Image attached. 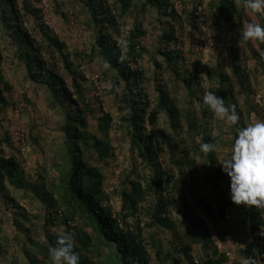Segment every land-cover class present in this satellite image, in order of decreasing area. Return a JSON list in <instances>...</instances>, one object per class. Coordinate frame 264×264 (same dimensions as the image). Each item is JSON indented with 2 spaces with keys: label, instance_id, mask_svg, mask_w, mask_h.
<instances>
[{
  "label": "trees",
  "instance_id": "16d2710c",
  "mask_svg": "<svg viewBox=\"0 0 264 264\" xmlns=\"http://www.w3.org/2000/svg\"><path fill=\"white\" fill-rule=\"evenodd\" d=\"M39 2V0H36ZM83 4L89 16L88 26L99 35L91 45L92 53L101 59L111 74V91L116 93L120 104L119 117L120 129L125 134L128 150L133 156L135 163L142 164L151 170L150 176L146 177L137 172V166L131 164V168L119 183L120 211L113 214L108 207L101 205L104 199L103 184L104 176L97 166H90L87 162L85 152L91 149L94 152L95 160L103 165H108L107 159L112 156V147L107 140L112 118L104 111L103 104H100L102 116L98 118V130L104 138H97L88 128V116L94 115L88 104H84L82 90L79 84L83 80L80 66L75 65L65 52L62 43L51 31L42 23L39 16V32L44 37L48 48L56 53L62 63L63 71L67 74L65 79L59 70L57 71L52 61L53 56L41 54L39 45L36 44L20 21L19 13L14 6L13 0H0V22L5 24V29L9 32L12 41L17 45V60L23 64L27 76L33 82L46 86L54 104L60 106L64 113L62 126L63 145L61 149L55 151L53 167L57 173L54 183L49 190H43L42 185L31 184L24 179L23 169L16 158L4 156L0 150V195L5 204L11 203L15 210L21 209L14 199L9 197L5 188L8 182L14 188H26L33 191V195L41 201L53 213L48 215H59L64 220L68 230H72L76 241L74 250L79 254V264H151V256L147 251V246L151 245L154 252L156 264H225L229 257L227 251L217 248L210 230L204 220L191 214L189 204L186 199V192L194 204L202 207L204 216L212 226L219 239L228 238L229 225L223 208L217 205V210L213 213V206L201 199L196 194V187L201 184L214 190L226 179V173L222 171L216 152L204 154L200 151L203 143L216 144V138L212 137L211 129L207 126V110L201 107L202 98L196 92L201 90L200 63L194 62L192 71L181 72L175 70L176 79L187 89L188 95L196 101L201 108L204 122L189 118L186 120V132L192 136L198 144L194 147L199 152L198 155L206 162L205 169L199 172L194 162L188 164V175H184V168L179 162L174 160V156H169L167 170L161 168L159 161L164 155L162 142L157 138L155 127L161 113H164L169 120L172 130L179 129L181 113L169 99L166 86L158 81L155 82L157 92V102L152 106V102L146 94L149 85L148 78L145 77L144 70L138 65L142 60L145 49L140 44L142 32L136 25L128 32V46L124 51L121 44L113 40L107 33L108 30L118 31V18L132 12L134 9L145 12L147 9H162V0H113L112 8L107 4V0H77ZM195 2V1H194ZM160 3V4H159ZM203 2L198 1L194 10L202 6ZM205 8L211 16V27L221 30L224 33L235 30L241 32L245 21L243 0H210ZM31 9H33L31 7ZM119 12V15L112 13V10ZM28 13L35 12L27 10ZM158 11V12H159ZM175 23L178 20L176 12L172 10L164 14ZM37 17V16H36ZM191 21V19H190ZM237 34V33H235ZM160 48L154 50L150 56L153 65L162 68L163 65L156 62L155 56H159L165 65L164 71H169L178 64L180 53L177 50L167 48L169 44L176 43L174 28H163L158 40ZM264 52V43H259ZM91 53V54H92ZM224 51L218 54L214 67L206 74L209 81H214L223 87L224 83L235 82L242 90H246L248 75L241 69L240 60L233 56L230 66V75L225 71ZM90 60L94 56H89ZM253 57L264 69V58L261 55L253 54ZM132 63V64H131ZM135 65V66H134ZM131 66H134L132 68ZM174 67V68H175ZM77 70V72H76ZM97 79V77H96ZM70 84V85H69ZM11 86L6 82L5 77L0 73V102L6 105L3 94L8 92ZM78 93L81 99V107L74 99L71 88ZM222 91V88H221ZM220 98L225 100V105H229V99L220 92ZM233 98V96H230ZM234 105V104H231ZM235 106V105H234ZM90 109V110H89ZM103 111V112H102ZM237 112L242 118L241 110ZM189 116V115H188ZM264 119V111H263ZM262 119V121H264ZM148 127V129H147ZM239 127H244L241 119ZM228 142L231 144V153L234 140L236 138V127L230 126L227 131ZM1 140V139H0ZM6 145L14 148L10 134H5L3 140ZM4 145L0 141V146ZM85 149V150H84ZM230 153V154H231ZM174 169L179 173L178 180L174 181ZM115 190V188H114ZM150 199V201H148ZM146 207L141 210V205ZM182 207L181 215L188 221L189 229L183 234L179 242L170 241V251L163 250L151 236L150 243L144 238L142 221L137 216L141 213L148 220L144 223L146 227L172 230V222L169 218L171 210ZM263 212L254 207L246 208L243 214L242 225L247 228L251 248L243 251L244 261L252 258L257 264L258 260L264 264V248L262 246L264 228ZM24 218V215L22 214ZM223 218L224 224L219 227V219ZM80 221L90 230V233L83 229L71 227L74 222ZM129 220H133L129 223ZM69 234V232L67 231ZM92 235L94 237H92ZM57 239L48 237L47 244L38 246L35 254L25 252L27 264H39L42 262L36 255H41L43 261L50 260L49 250L56 246ZM188 242V243H187ZM176 244V245H175ZM200 245L206 254L198 260L191 256V246ZM37 245V244H36ZM100 248L106 250L104 260L94 261L88 254L94 253ZM1 253V248H0ZM39 259V260H38Z\"/></svg>",
  "mask_w": 264,
  "mask_h": 264
},
{
  "label": "rangeland",
  "instance_id": "374dc122",
  "mask_svg": "<svg viewBox=\"0 0 264 264\" xmlns=\"http://www.w3.org/2000/svg\"><path fill=\"white\" fill-rule=\"evenodd\" d=\"M13 1L19 13L20 21L32 40L39 45L41 54L45 57H47V54L53 56L52 61L57 71L59 70L65 79L68 76L62 70L59 56L47 47L44 37L39 32L38 20L39 16L42 17L43 12H45L47 20L53 27V30H50L51 33L64 43L65 52L69 55L70 60L75 65L80 66L78 69L81 71L83 80H85L79 84L83 89L81 95L84 104H88L94 112V115L85 113V116H88L89 130L97 138H104V135L98 130L97 120L102 116L100 104H103L104 109L111 115L112 123L107 140L112 147L113 154L107 159L108 165L96 161L94 152L91 149L85 152V156L88 164L99 167L104 176V199L101 205L108 207L113 214H116L120 211L121 205L118 193L119 183L126 172L130 170L131 164L136 165L137 172L146 177L150 176L151 170L142 164L135 163L128 150L126 136L120 129L119 117L122 115L119 111L120 104L116 93L111 91V74L107 72V68L101 59L97 58V55L91 51V45L99 35L87 24L86 17L89 16V13L86 7L78 3L77 0ZM162 1L160 11L156 8L147 9L145 12L134 9L132 12L122 15L121 18L117 19L118 31L108 30L107 33L118 44H121V48L126 51L128 32L133 29L134 25L144 32L143 37L140 38V44L145 49V53L142 60L138 61V65L144 70L145 77L149 80V85L145 90L146 94L152 102V106H154L157 102V92L153 81H158L166 86L169 99L182 114L180 127L176 130H172L164 113L159 115L155 132L164 147V155L159 161V166L167 170L170 167L168 164L169 156L173 155L174 160L184 168V175H188V164L194 162L197 170L202 172L205 169L206 162L194 148L199 139L194 136L195 142H193L191 139L193 135L186 132V120L189 118L192 122L197 120L203 123L204 118L200 105L190 98L187 89L179 79H176L175 70L173 69L179 70L180 73L192 71V64L196 61L199 62L202 85L201 90L196 92L197 96L203 97L204 92L209 89V91L220 97V92L223 91V94L229 99L228 103L234 104L236 110H241V122L244 127L262 121L264 111V69L253 57V54L259 55L263 50L258 41H244L242 33L248 23L264 24V17L245 10V21L242 24L241 32L238 33L234 29L237 34L231 31L224 33L211 27V16L205 8L206 3L210 0ZM198 1H202L203 5L194 10V6ZM42 2H44V5ZM107 4L112 8L113 0H107ZM172 9L178 16L176 23L164 15ZM27 10H34L35 12L31 15ZM112 13L119 15V12L114 9ZM172 27L177 42L169 44L167 48L177 50L180 53V58L176 67L174 66L175 68L173 67L165 72V65L161 57L155 56V59L156 62L163 65V69L153 65L150 56L154 54V50L160 48L158 40L163 28L169 29ZM16 49L17 45L5 29V24L0 22V73L11 86V89L3 94L6 105L2 106L0 102V141L4 143L0 146V150L4 156H12L19 161L23 169L24 179L27 182L42 185L43 190H47V188L49 190L57 177L53 167V158L55 157V151L61 149L63 145L61 130L64 113L60 106L53 103L46 86L37 84L28 78L25 67L17 60ZM223 51L225 52V71L229 77H231L229 64L232 57L236 56L240 60L241 69L248 75L247 80L249 82L246 83V90L240 89L233 81L224 83L223 87H220L218 83L207 80L206 74L212 70L218 54ZM90 55L94 58L89 61ZM70 88L74 99L78 101L79 107H81V99H78V93L74 88ZM231 95L233 98L230 97ZM206 116L205 122H207L208 128L211 129L212 137L216 138L215 143L218 145L216 155L221 164L231 157V144L228 142L229 135L227 133L230 123L216 118L208 110ZM17 131L19 133V145L25 149L24 153H19L14 145V148H12L2 141L5 134L9 133L12 136ZM173 173L174 181L178 180L179 173L175 169ZM113 186L115 190L111 192ZM5 188L9 197L14 199L21 209L14 210L11 203L5 204L0 195V264H27L26 251L30 255V252L35 254L38 246L47 244L48 237L57 239L59 235L67 233V231L69 234L72 232V230L67 229L64 220L59 215H48V213H53V210L42 204L33 195L32 190H26L24 187L14 188L8 182H5ZM196 194L213 206V213L216 212L218 204L223 208L229 225L230 237L219 239V236L205 218L203 208L195 205L193 200L189 198L188 192H186L191 214L206 222L217 248L230 254L229 260L225 264H244L242 253L251 248L248 230L241 223L247 207L236 205L231 201L230 177L226 174L225 181L214 190L198 184ZM145 207L146 204H142L141 210ZM261 211L264 220V210ZM182 212L183 208L180 206L170 211L169 218L172 222V230L146 227L144 223H147L148 220L140 212L137 217L142 221L141 226L144 229L145 240L150 243L152 236L163 250L170 251V241L179 242L183 234L189 229L188 221L183 219ZM132 221L129 220V223L131 224ZM223 224L224 220L220 218L217 225L221 227ZM71 227L78 230L83 229L85 232L90 233V230L84 227L79 220L74 222ZM261 232L264 235V228ZM70 235L73 237L74 233ZM92 237L94 236L92 235ZM74 244H76L75 240ZM262 246L264 248V236ZM147 251L151 256V264H156L151 245L147 246ZM204 254L206 253L202 251L200 245L191 246V256L194 259L202 258ZM88 255L94 261L104 260L106 250L100 248ZM36 256L42 261L39 264H51V260L43 261L41 255ZM257 264L263 263L258 260Z\"/></svg>",
  "mask_w": 264,
  "mask_h": 264
},
{
  "label": "clouds",
  "instance_id": "9594fccd",
  "mask_svg": "<svg viewBox=\"0 0 264 264\" xmlns=\"http://www.w3.org/2000/svg\"><path fill=\"white\" fill-rule=\"evenodd\" d=\"M246 11L264 17V0H243ZM244 41L264 43V24L248 23L242 33ZM264 58V52L260 53ZM201 107L212 112L220 120H226L236 127V138L231 157L221 163L222 171L230 177V199L236 205L264 210V121L246 127H239L240 114L234 105H225V100L206 90ZM217 144L203 143L200 151L214 153ZM55 231V229H54ZM70 234L58 236L56 246L49 250L51 264H79V254ZM244 264H255L252 258Z\"/></svg>",
  "mask_w": 264,
  "mask_h": 264
},
{
  "label": "built area",
  "instance_id": "2783aa9c",
  "mask_svg": "<svg viewBox=\"0 0 264 264\" xmlns=\"http://www.w3.org/2000/svg\"><path fill=\"white\" fill-rule=\"evenodd\" d=\"M42 4L44 5V2H42ZM47 15L45 14V12H43L42 15V23L49 29V30H53L52 25L50 24L49 20H47ZM132 68H134V66H131ZM105 112H107L106 109H104ZM11 140H12V144L17 148V151L19 153H24L25 149L23 147H21L19 144V133L18 131L13 133V135L11 136ZM114 190V186L111 188V192ZM227 256L229 257L230 254L227 252Z\"/></svg>",
  "mask_w": 264,
  "mask_h": 264
}]
</instances>
